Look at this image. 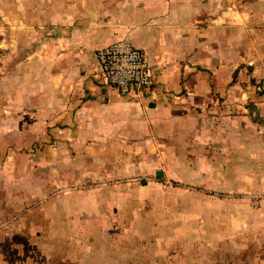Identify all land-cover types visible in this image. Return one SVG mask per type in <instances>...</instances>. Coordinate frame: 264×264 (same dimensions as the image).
I'll return each mask as SVG.
<instances>
[{
    "label": "crops",
    "instance_id": "crops-1",
    "mask_svg": "<svg viewBox=\"0 0 264 264\" xmlns=\"http://www.w3.org/2000/svg\"><path fill=\"white\" fill-rule=\"evenodd\" d=\"M2 11L0 27L18 33H0V153L192 133L201 153L226 155L215 161L226 191L261 202L259 217L176 254L152 248L145 264H264V0H17L16 14L6 0ZM124 38L154 68L140 98L99 76L97 50Z\"/></svg>",
    "mask_w": 264,
    "mask_h": 264
},
{
    "label": "rangeland",
    "instance_id": "rangeland-1",
    "mask_svg": "<svg viewBox=\"0 0 264 264\" xmlns=\"http://www.w3.org/2000/svg\"><path fill=\"white\" fill-rule=\"evenodd\" d=\"M12 23L0 33L16 35ZM166 134L0 153V264H145L152 248L176 254L231 219L247 231L261 202L226 191L215 163L226 155L201 153L192 133Z\"/></svg>",
    "mask_w": 264,
    "mask_h": 264
},
{
    "label": "built area",
    "instance_id": "built-area-1",
    "mask_svg": "<svg viewBox=\"0 0 264 264\" xmlns=\"http://www.w3.org/2000/svg\"><path fill=\"white\" fill-rule=\"evenodd\" d=\"M96 54L100 78L122 95L140 98L154 87L155 72L149 56L130 39L100 47Z\"/></svg>",
    "mask_w": 264,
    "mask_h": 264
},
{
    "label": "water",
    "instance_id": "water-1",
    "mask_svg": "<svg viewBox=\"0 0 264 264\" xmlns=\"http://www.w3.org/2000/svg\"><path fill=\"white\" fill-rule=\"evenodd\" d=\"M162 173L161 172H159V175H161Z\"/></svg>",
    "mask_w": 264,
    "mask_h": 264
},
{
    "label": "trees",
    "instance_id": "trees-1",
    "mask_svg": "<svg viewBox=\"0 0 264 264\" xmlns=\"http://www.w3.org/2000/svg\"><path fill=\"white\" fill-rule=\"evenodd\" d=\"M176 184V183H175Z\"/></svg>",
    "mask_w": 264,
    "mask_h": 264
}]
</instances>
